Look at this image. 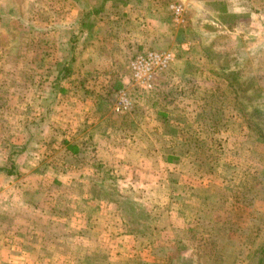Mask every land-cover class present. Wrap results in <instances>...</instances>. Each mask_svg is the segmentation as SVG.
<instances>
[{"label":"rangeland","instance_id":"rangeland-1","mask_svg":"<svg viewBox=\"0 0 264 264\" xmlns=\"http://www.w3.org/2000/svg\"><path fill=\"white\" fill-rule=\"evenodd\" d=\"M150 1L110 0L80 34L81 13L97 0H0V167L13 162L14 170L19 160L22 173L41 174L55 166L54 177L63 179L52 182L49 172L37 180V203L66 206L69 223L83 205L76 182L91 188L89 196L101 184L107 197L96 220L127 236L113 247L118 257L125 247L124 256H111L110 264L152 262L158 247L156 257L190 264L199 242L205 249L195 252L194 264H212L216 252L227 255L216 264H248L264 244V204L248 177L257 174L261 195L264 146L245 127L252 107L264 106V0ZM169 5L181 8V23L171 20ZM144 50L174 56L148 90L127 83L129 60ZM225 63L224 73L238 75L234 94L220 77ZM67 64L69 78L51 90ZM121 85L132 104L123 115L112 112ZM73 144L80 150L71 154ZM88 202L98 206L95 198ZM229 220L235 240L224 237ZM77 247L69 249L75 258L83 256Z\"/></svg>","mask_w":264,"mask_h":264},{"label":"crops","instance_id":"crops-1","mask_svg":"<svg viewBox=\"0 0 264 264\" xmlns=\"http://www.w3.org/2000/svg\"><path fill=\"white\" fill-rule=\"evenodd\" d=\"M148 3H152V1L149 0ZM241 25L243 24L241 23ZM182 61L184 60L175 62L180 63ZM187 62L194 66L195 70L199 67L195 66L194 61ZM181 66L191 67L184 63ZM158 79L159 77L155 80L156 84ZM179 83L181 88L195 87L194 84L193 87L185 85L184 81L179 80ZM81 99L85 101V98ZM82 108L86 109V106ZM92 108L95 109L94 106ZM159 160L161 164H166L164 159L160 158ZM18 161L12 175L0 172V183H6L5 186L0 184V264H70L74 259L76 261L73 264H94L96 259H102L110 264L111 256L118 257L113 247L115 248L116 244L122 247L127 236L123 238L116 237L114 226H112L114 231H104L101 219L96 220L98 212H100L99 208L89 206L91 202H88V205L81 202L83 205L77 204L75 208L76 214L82 211L80 214L83 216L77 219L75 223H73V220L72 223H69L66 220L69 212L66 206L58 209L52 207L51 209L37 203L38 195L35 191L37 188L40 189L42 185L38 182L46 174V177H48L50 168H47L48 170H44L45 172L41 174H36L30 170L22 173L23 166L18 165ZM57 179V181L62 180L63 176H59ZM38 193L41 194V190ZM90 207L92 208L90 209ZM21 211L26 214L23 220L20 219ZM84 211L85 213H83ZM102 233L106 237L103 238ZM76 244L77 246L82 245L80 252V255H83L82 257L77 256L75 258L69 252V249L75 252L79 251ZM120 247L117 248L119 257L124 256L123 251L125 250V247H123L124 249ZM101 252L104 254L100 255ZM153 263V261L146 259L144 264Z\"/></svg>","mask_w":264,"mask_h":264},{"label":"trees","instance_id":"trees-1","mask_svg":"<svg viewBox=\"0 0 264 264\" xmlns=\"http://www.w3.org/2000/svg\"><path fill=\"white\" fill-rule=\"evenodd\" d=\"M108 1H110V0H97V3H95L97 5H92V4L89 3L90 5L87 6V8H85L84 12L81 13V17L79 19V26L78 27H79V30H80V34L84 33L87 30V28L90 27L91 22L97 21V17L102 12V10L104 8L103 7L104 4L106 2H108ZM122 6H123V4H122ZM90 17H92V20L90 19ZM89 36H91V35L90 34H86L85 39H88ZM69 62H71V61H69ZM220 67H221V69H220L221 70L220 77L225 79L226 86L228 88V89H226V92L228 90L229 91L231 90L232 91L231 94H234V88L235 87L233 85H235L236 81L238 80L237 73L235 74L234 72H231L230 70L228 72L224 73L223 71L224 70L226 71V69L229 68L226 65V63L224 65H221ZM60 70L61 71L58 73V77L51 84L52 85L51 90H55V88H57V85L60 82L61 78L64 77V80H66L67 78H69V75L71 74V70H70V68H68V64L63 66V69H60ZM122 88H123L122 85L117 87L115 90H113L112 95H114L117 91L121 90ZM58 92H63V91L58 90ZM193 96L195 97L194 94H193ZM236 105L242 108V105L240 103H238ZM126 113L127 112L120 113L119 115H123V114H126ZM242 117L244 119L246 118L245 112L243 113ZM250 117H251V119L248 117L247 121H249V122H246L245 127L254 136L255 143L256 142H261L260 144H263V146H264V106H262L260 104V105H257L255 107H252ZM250 121H254V122L251 123ZM195 144L197 145L196 142H195ZM80 146H82V145H80ZM79 148H80L79 145L73 144V146L70 149L71 150L70 151L71 154H74L75 152H78L80 150ZM13 167H14L13 162L9 163L8 167L1 166L0 167V172L3 173V174L12 175ZM49 168H50V170H49L50 175H51V177L53 176V179H51V180H53L52 182H54V180H56V182H58L57 181L58 179L56 177H54V171L56 170V167L55 166H52V167L50 166ZM59 170L60 169H57V172L60 174L61 170L60 171ZM248 177H249L250 181L252 182V185H251V188H253V190H251L252 191V196L255 197L257 202L261 201L264 204V189H263L262 194L260 195V193H258V192L260 191V186H261L262 183H260V182L257 183L256 182L257 181V174L256 173H252ZM85 185H87V184H83V183H81V181L76 182V191L79 194L78 195V199H80L83 204H87L89 200L95 198L96 203H98L97 204L98 205L97 208L101 209V207L103 206L101 204V202L105 201V198L107 197V195H105V194L103 195L104 197L103 196L101 197L102 193H100V191H98V188L100 187L101 184L94 185L97 188H95V191L93 190L94 195H90V196H89V191H90L91 188L90 187H86ZM238 187H239L240 190L242 189V186H240V184L238 185ZM203 189H205V188H203ZM220 193L224 194L225 192H224L223 189H221ZM239 193L240 192L232 194L233 200H235V202L239 201L238 200L239 196H240ZM205 196H207V195H205ZM236 210H239V207L236 208ZM59 212H57V213H59ZM81 212L82 211L77 212V215H75V219H73V223H75V221L77 219H79L78 215ZM236 219L237 218H235L234 221H236ZM226 225L231 227L232 230H229L228 228H225ZM234 226H235V223H234ZM261 226L264 228V220H263ZM215 229H218L217 223H216V226L213 229V231ZM222 229L225 232V236L224 237L226 239L235 240L236 235H235V233L233 231V225L231 224V220H229L228 223L224 222L223 225H222ZM163 239L166 242H170V243L172 242V240H170V239L168 240L167 236H163ZM149 242H150V244L153 245L152 241H149ZM144 244H149V243H148V241H145ZM203 245H205V244H202L201 242H199L198 247L192 246V248L190 249L191 255H190V257H188L190 264H194L195 260L200 258V256L199 257L196 256L195 252H198L200 249H205V248H203ZM154 246L157 247L158 243L156 242V244H154ZM138 248L143 249V243L142 242L140 243ZM170 248H173L172 244H171ZM157 251H159V247H158V249H153L152 255H151L152 260H154L153 262L156 261L155 264H172L171 259H169L168 257L166 258V256H161L160 253L158 254V257H156L157 256V253H156ZM254 251H255V254L249 260L248 264H264V244H261L260 246H258V244H257V246L255 247ZM214 256H215L217 261H220L221 258L222 259H227V255H226V258H225L224 254H222L221 252H216V254H214ZM204 261H205L204 263H200V264H209L208 258H206ZM217 261H211V263L212 264H216ZM94 264H109V263L107 261L102 260V259H96Z\"/></svg>","mask_w":264,"mask_h":264},{"label":"built area","instance_id":"built-area-1","mask_svg":"<svg viewBox=\"0 0 264 264\" xmlns=\"http://www.w3.org/2000/svg\"><path fill=\"white\" fill-rule=\"evenodd\" d=\"M171 20L181 23L180 13L181 8L175 5H169ZM180 45L179 48H183ZM174 56L170 50L154 51L144 50L134 53L127 64L128 76L127 83L137 88L148 90L153 88L156 76L161 72L166 71L169 64L173 61ZM126 88L117 91L113 96L112 112L120 114L128 112L131 109V101L125 93Z\"/></svg>","mask_w":264,"mask_h":264}]
</instances>
